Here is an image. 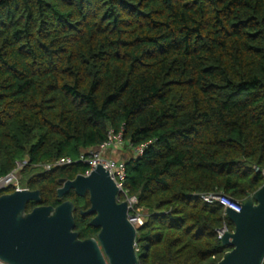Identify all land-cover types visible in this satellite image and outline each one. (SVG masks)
<instances>
[{
    "label": "trees",
    "instance_id": "16d2710c",
    "mask_svg": "<svg viewBox=\"0 0 264 264\" xmlns=\"http://www.w3.org/2000/svg\"><path fill=\"white\" fill-rule=\"evenodd\" d=\"M111 131L131 153L140 264H217L234 224L203 195L243 203L264 184V0H0V178L26 162L40 205L84 210L57 190L87 165L39 166Z\"/></svg>",
    "mask_w": 264,
    "mask_h": 264
},
{
    "label": "water",
    "instance_id": "95a60500",
    "mask_svg": "<svg viewBox=\"0 0 264 264\" xmlns=\"http://www.w3.org/2000/svg\"><path fill=\"white\" fill-rule=\"evenodd\" d=\"M264 175V170H263ZM59 198L71 190L90 195L94 214L90 225L100 228L97 237L82 239L75 230L76 205L66 200L58 206L40 205L39 189L0 195V264H140L136 240L139 228L128 220V202L118 201L119 187L102 165L74 179H60ZM37 203L28 211L30 203ZM234 224L221 241L231 247L217 264H263L264 184L240 211L226 209Z\"/></svg>",
    "mask_w": 264,
    "mask_h": 264
},
{
    "label": "built area",
    "instance_id": "2783aa9c",
    "mask_svg": "<svg viewBox=\"0 0 264 264\" xmlns=\"http://www.w3.org/2000/svg\"><path fill=\"white\" fill-rule=\"evenodd\" d=\"M122 133L115 134L113 131L109 133V140L105 142L99 149H92L87 152H84L80 155V157L75 160L71 157H61L54 162L48 163L46 165H38L44 170H50L54 167L67 166L71 165L75 162H82L83 164L88 166V170L85 174H89L93 171L97 166L102 165L105 169H107L113 178V180L117 183L119 187L118 201H127L128 202V220L132 223L136 228H140L144 225L145 219L142 211V207L139 205L138 197L135 195H130L128 189L124 187V182L126 179V165L124 161H119L113 157H108L105 155V152L108 149H111L117 145L123 144L122 142ZM134 152L141 153L142 147H137ZM26 163V162H25ZM25 163H18L17 169L12 171L0 178V190H5L7 188H14L16 190H23L27 187H24L20 184L19 172L25 165ZM206 202H219L223 205L224 210L231 208L235 211H240L242 207V203L239 201H235L230 197L225 196L222 193H208L203 195L202 197ZM226 214V212H225ZM229 231L225 226L223 229H220L219 238L221 239L222 235ZM136 251L137 245H136ZM264 264V261H263Z\"/></svg>",
    "mask_w": 264,
    "mask_h": 264
},
{
    "label": "rangeland",
    "instance_id": "374dc122",
    "mask_svg": "<svg viewBox=\"0 0 264 264\" xmlns=\"http://www.w3.org/2000/svg\"><path fill=\"white\" fill-rule=\"evenodd\" d=\"M105 155L108 157H113L119 161H125V159L127 157L131 156V153L123 144H121V145H117L111 149H108L105 152ZM19 179H20V177H19Z\"/></svg>",
    "mask_w": 264,
    "mask_h": 264
},
{
    "label": "flooded vegetation",
    "instance_id": "af4514ba",
    "mask_svg": "<svg viewBox=\"0 0 264 264\" xmlns=\"http://www.w3.org/2000/svg\"><path fill=\"white\" fill-rule=\"evenodd\" d=\"M75 194V195H77L78 197H83V198H85V197H88L89 198V200H90V195H89V193L87 192L84 196H80V195H78V194H76L75 193V191L74 190H71L67 195H65V196H63V197H68V196H70L71 194ZM91 207V202H90V205L86 208V209H79V210H77V207H76V211H75V218H76V220H77V218H78V215H77V213H79V214H81V216H83V217H85V221H84V223L85 224H88V225H90V222H91V220L94 218V214H92V215H84V214H82V212H84V211H87L89 208ZM79 211V212H78ZM87 220V221H86ZM91 226V225H90ZM96 230H97V233H96V236H93V237H97V235H98V233L100 232V228H95ZM91 238V237H90Z\"/></svg>",
    "mask_w": 264,
    "mask_h": 264
}]
</instances>
